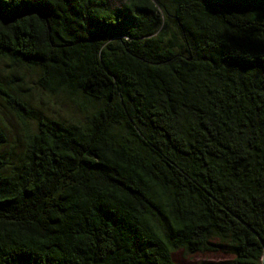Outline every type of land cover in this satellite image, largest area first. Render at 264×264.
Masks as SVG:
<instances>
[{
    "label": "trees",
    "instance_id": "trees-1",
    "mask_svg": "<svg viewBox=\"0 0 264 264\" xmlns=\"http://www.w3.org/2000/svg\"><path fill=\"white\" fill-rule=\"evenodd\" d=\"M0 63L85 112L0 75V264H264V0H0Z\"/></svg>",
    "mask_w": 264,
    "mask_h": 264
},
{
    "label": "rangeland",
    "instance_id": "rangeland-1",
    "mask_svg": "<svg viewBox=\"0 0 264 264\" xmlns=\"http://www.w3.org/2000/svg\"><path fill=\"white\" fill-rule=\"evenodd\" d=\"M125 0H109L113 7L121 5ZM0 75L5 80L7 87L13 86L19 95L29 102L31 112L26 119L28 128L36 127V119L43 116L60 118L65 121H83L85 112L81 105V99L73 98L65 93L55 94L43 91L36 85L37 71L26 67H12L0 63ZM0 124L7 132L8 144L6 151L13 150L15 154L22 152V140L26 131L13 112L0 98ZM231 258L223 252H201L188 254L180 250L173 254V260L178 264H211Z\"/></svg>",
    "mask_w": 264,
    "mask_h": 264
}]
</instances>
